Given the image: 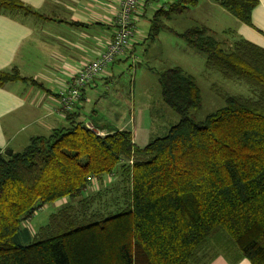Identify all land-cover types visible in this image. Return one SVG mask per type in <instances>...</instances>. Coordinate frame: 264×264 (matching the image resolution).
<instances>
[{
    "label": "trees",
    "instance_id": "trees-1",
    "mask_svg": "<svg viewBox=\"0 0 264 264\" xmlns=\"http://www.w3.org/2000/svg\"><path fill=\"white\" fill-rule=\"evenodd\" d=\"M252 25L258 0H215ZM198 0L158 9L149 38ZM0 0V13H31ZM178 34L208 56V70L247 88L203 119L196 78L180 66L159 76L164 101L179 115L143 147L129 130L101 135L81 112L66 126L31 137L11 155L0 149V264H210L215 256L264 264V48L240 38L227 47L192 25ZM2 72L0 85L20 79ZM94 192L89 178L102 185ZM68 198L32 234L22 227L46 203ZM40 202L38 206L37 203Z\"/></svg>",
    "mask_w": 264,
    "mask_h": 264
},
{
    "label": "crops",
    "instance_id": "crops-1",
    "mask_svg": "<svg viewBox=\"0 0 264 264\" xmlns=\"http://www.w3.org/2000/svg\"><path fill=\"white\" fill-rule=\"evenodd\" d=\"M19 1L34 12L0 13V75L15 70L22 77L0 85V149L7 154L8 151H22L31 137L49 135L53 128L66 126V112H62L59 93L72 83L75 73L84 64L106 49L116 30L114 21L121 4V0ZM152 2L143 0L135 7L133 21L136 33L126 52L113 62L135 51L136 45L148 37L146 32L149 30L140 29L138 24L146 17ZM257 3L251 14L252 25L234 17L215 0H198L190 9L206 7L215 10L217 6L221 7L223 12L229 14L227 16L236 18L237 21L229 19L234 28L219 24L204 26L215 33L231 30L234 32L232 42L243 38L264 48V0ZM162 7L167 8L165 5ZM112 63L82 89L81 100L72 111L81 112L84 124L95 127L101 135L114 130L131 131L134 142L143 147L152 138L148 135L151 128L148 115L143 116L142 121L130 119L122 124V117L116 110L112 112V118H115L113 123H109L98 116L92 105L91 109L88 107L95 103L100 85L110 81ZM93 115L98 118L95 120ZM129 124L132 126L129 127ZM112 181L106 177L105 184L91 186L88 192L97 191ZM210 264L252 262L245 257L235 261L221 254L215 256Z\"/></svg>",
    "mask_w": 264,
    "mask_h": 264
},
{
    "label": "rangeland",
    "instance_id": "rangeland-1",
    "mask_svg": "<svg viewBox=\"0 0 264 264\" xmlns=\"http://www.w3.org/2000/svg\"><path fill=\"white\" fill-rule=\"evenodd\" d=\"M174 1L176 0H153L146 17L138 24L139 28L150 30L152 22L150 19L155 12ZM193 9L172 15L166 20V27L158 31L155 39L148 38L149 31L146 32L148 37L143 38L141 43L136 45L135 51L113 62L111 70L114 75L112 74L108 83L100 85L98 96L95 97L96 104H89L88 107L91 109L93 106L98 116L107 119L109 123L115 119L112 118L114 116L112 112L116 110L122 117L120 121L123 122L122 124L129 122L130 119L142 121L143 116L148 115L151 123L148 135L156 137L166 134L179 119L177 112L164 101L161 95L159 76L166 69L180 66L186 73L196 78L203 96L202 108L193 112L196 119H203L223 106L224 94L247 93L245 85L226 78L220 72L208 70L206 53L190 47L178 34L196 24L200 26L205 24L218 26L219 24L234 28L229 19L237 21L236 18L227 16L229 14L223 12L219 6L215 10L206 7ZM233 33L231 30L216 32L215 36L220 41L233 45L231 40ZM94 116L96 120L98 116ZM67 200L68 198H64L58 200L59 202L46 203L38 208L31 218L24 220L22 227L27 228L33 238L42 226L50 222L52 213H57Z\"/></svg>",
    "mask_w": 264,
    "mask_h": 264
},
{
    "label": "built area",
    "instance_id": "built-area-1",
    "mask_svg": "<svg viewBox=\"0 0 264 264\" xmlns=\"http://www.w3.org/2000/svg\"><path fill=\"white\" fill-rule=\"evenodd\" d=\"M143 0H121L120 10L117 13L116 30L112 39L109 41L106 49L101 52L95 59L84 64L78 72L75 73L72 83L59 93V102L61 103L62 112H69L74 109L82 97V89L92 82L96 77L112 63L115 58L124 54L134 38L136 25L133 21L135 7ZM93 128V127H91ZM93 187L100 182L96 178H89ZM108 179L114 180V176H108Z\"/></svg>",
    "mask_w": 264,
    "mask_h": 264
},
{
    "label": "water",
    "instance_id": "water-1",
    "mask_svg": "<svg viewBox=\"0 0 264 264\" xmlns=\"http://www.w3.org/2000/svg\"><path fill=\"white\" fill-rule=\"evenodd\" d=\"M85 128L89 127L87 124L83 125ZM13 152L12 151H8V155H11ZM37 205H40V202L37 203Z\"/></svg>",
    "mask_w": 264,
    "mask_h": 264
}]
</instances>
